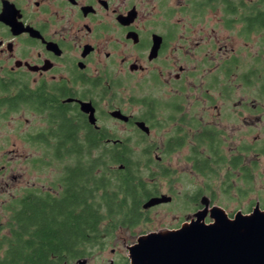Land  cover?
<instances>
[{
  "label": "flooded vegetation",
  "instance_id": "obj_1",
  "mask_svg": "<svg viewBox=\"0 0 264 264\" xmlns=\"http://www.w3.org/2000/svg\"><path fill=\"white\" fill-rule=\"evenodd\" d=\"M261 12L264 14V0H0V162L7 155L20 152L15 149L14 123L24 125L23 150L28 156H38L34 166L39 170L45 155L73 153V138L83 141L94 136L110 145L130 139H120L108 126L111 123L132 129L138 139L137 148L146 147L152 156L159 150L147 142L152 131L171 125L161 152L170 155L188 146L187 163L193 173L205 180L204 194L208 196L202 197L208 198L209 207L214 206L213 188L217 184L233 189L237 181H242L241 173L231 166L237 155L227 157L224 150L223 140L232 138L225 125L206 121L207 108L220 114L223 103L225 119L238 118V109L234 112L226 106L237 90L231 79L237 75L238 61L233 52L223 59L209 57L214 49L218 53L223 50L216 37L198 47V43L190 46L189 29L239 28L238 36L245 41L255 34H245L243 28L257 22L254 19ZM191 63L195 65L190 69ZM253 75L249 69L240 76L242 83L238 85L242 88L247 82L246 87L258 90L259 96L251 99V104L240 100L233 107L241 106L240 116L257 115L259 121L264 115V91H260L262 84L254 87L250 83ZM189 78L196 82H189ZM146 87H163L167 96L142 93ZM189 87L200 90L198 119L185 109L184 96ZM240 91L248 95L243 89ZM81 103L90 104L92 111L84 112ZM124 104L128 105L126 110ZM115 112L126 119L114 117ZM182 112L185 113L174 122L175 113ZM91 115L95 124L89 122ZM79 122L87 131L77 129L73 134V125ZM62 123L69 124V129ZM138 124H143L148 133ZM62 136L70 138L63 146ZM206 138L218 141V149L227 159L222 166L225 173L212 181L194 171V167H204L205 159L210 160ZM177 142L181 143L179 147L175 146ZM167 146H173L169 153ZM241 150L247 154L246 161L239 154L242 163L251 172V149L245 146ZM195 152L198 159L191 158ZM152 159L155 163L141 167L153 172L161 169L162 159ZM9 179L6 162L0 167L3 193L9 187ZM154 180L149 182L156 185ZM60 191L61 187L58 195ZM30 193L58 196L27 191L5 207L8 217L19 199ZM201 198L190 217L202 209ZM162 205L166 204L158 206Z\"/></svg>",
  "mask_w": 264,
  "mask_h": 264
},
{
  "label": "trees",
  "instance_id": "obj_2",
  "mask_svg": "<svg viewBox=\"0 0 264 264\" xmlns=\"http://www.w3.org/2000/svg\"><path fill=\"white\" fill-rule=\"evenodd\" d=\"M255 18L257 22L243 28L245 34H264V14L261 12ZM261 70L264 74V68ZM261 78L263 81L264 75ZM261 84L263 87L264 83ZM262 87L260 91H264ZM62 125L69 129V124ZM86 128L79 122L73 125V134L77 129ZM68 141L69 137L62 136L61 146ZM217 142L205 139L210 160L205 159L204 167H194L197 174L210 181L218 176V170L223 169L227 160ZM180 145L177 142L175 146ZM135 147L136 143L133 147L127 140L110 145L88 136L83 141L73 138V153L52 155L58 161H72L71 166L64 168L61 191L58 196L30 193L19 199L10 210L6 224H0V264H74L104 250L119 228L138 226L144 218L143 202L155 197L158 191L157 186L149 182L155 178V173L141 167V164L155 163L150 151L146 147L141 150ZM171 148L173 146H167L166 152ZM253 149L264 154V143ZM193 157L198 159L197 152L191 155ZM231 166L241 173L242 183L251 188L252 176L240 155L232 158ZM160 176L169 178L164 171ZM221 190L227 195L231 187ZM238 192L244 196V190ZM116 264L129 263L122 260Z\"/></svg>",
  "mask_w": 264,
  "mask_h": 264
},
{
  "label": "rangeland",
  "instance_id": "obj_3",
  "mask_svg": "<svg viewBox=\"0 0 264 264\" xmlns=\"http://www.w3.org/2000/svg\"><path fill=\"white\" fill-rule=\"evenodd\" d=\"M184 30V29H181ZM239 28L233 30H227L222 27L216 28H190L189 29V40L190 46H194L198 43L200 44L208 43L212 37H216L219 40L218 46L222 47L221 53H218L214 49L210 56H215L216 58L229 57V53L233 52L234 56L237 58L238 65L234 79L231 85L237 87L235 94L230 103H226V106L232 107L234 112L238 109V118L229 120L225 119L224 110L222 109L223 103L220 105L218 114L213 108H207V119L206 121L222 122L225 125V131L231 139H225L224 147L227 157L238 156L239 154L243 157L244 161L245 152L241 150L245 146H249L251 150L248 152V158L252 159V170L250 174L252 175L251 188H248L242 183V181H237L234 187L229 191L227 195L222 193L220 186L217 184L214 187V201L213 204L223 208L226 213L231 217L236 211H241L246 214L251 211V208L255 206V202L258 201L260 208L264 209V155H258L254 152V147L261 146L264 143V115H260V120L256 119V116H251L249 114H243L240 116L239 110L241 106L233 107V105H239V101L249 100L248 104L253 101L251 99H257V94L255 88L246 87L248 84L243 83L242 88L240 85L242 82L239 80L240 76L245 74L249 69H252L256 75L252 78L250 83L254 87H259L262 81V70L264 68V34L252 35L249 40H243L238 36ZM232 50V51H231ZM195 65V63L189 64L190 69ZM260 70V71H257ZM199 78V77H198ZM259 78V80H257ZM238 80V81H237ZM257 80V81H256ZM189 82L195 83L192 78H189ZM229 84V79L225 81ZM224 82V83H225ZM198 83V82H197ZM222 83V84H224ZM241 89L247 92L241 93ZM148 92L153 95L166 97L165 88L163 87H146L142 93ZM200 90L197 87H189V90L185 92L184 99L185 109H189V114L192 112L196 118L200 115L201 108H199L198 100L201 99ZM261 100V99H259ZM252 101V102H251ZM255 104V101H254ZM127 104L123 105L126 110ZM185 113V112H184ZM183 112L174 115V122L178 121V118L182 117ZM223 113V114H222ZM216 118H214V116ZM247 115V116H246ZM187 116V115H186ZM205 117V118H206ZM198 119V118H197ZM111 130H114L119 135L120 139L123 137H130L128 142L134 147L135 142L138 141L134 135L132 129H126L120 125H114L113 123L108 124ZM24 125L14 123V143L15 149L20 150L7 155L4 162H0V167L2 164L7 162V170L10 171L9 187L6 192L0 191V224L5 225L9 212L6 211L5 207L8 206L13 200L18 199L27 191H45L52 195H58L60 190V181L63 176L64 168L71 166V162L68 159L63 161H58L51 154L44 156L43 166L37 168L34 166V161L38 159L37 155H29L23 147L26 143L22 138L24 133ZM172 131L171 125H166L165 128L152 131L151 137L148 139V143H153L159 150L155 151L152 157H160L161 169L153 172L155 173V180L159 195H167L173 197V201L169 204L158 206L157 208H152L148 211H144V218L139 223L138 226L132 229L119 228L117 232L113 235L111 239L107 242L105 249L100 252L96 251V254L91 258H88L87 264H108L110 260L114 261V264L121 262L122 260L128 261L126 246H130L136 242V239L149 232L161 231L165 229H175L181 225L183 221L186 220L195 209L196 203L203 196H208L205 193L204 179L193 173L189 164L187 163L188 146L174 152L170 155H163L161 148L167 135ZM136 150L138 148L135 147ZM245 150V149H244ZM2 154L0 150V155ZM244 154V155H243ZM231 155V156H232ZM37 164V163H35ZM222 170V169H221ZM167 172L168 177H161L160 173ZM225 168L220 171L219 177L225 172ZM14 179H13V177ZM208 182V181H206ZM239 189L246 192V197H241ZM190 217V216H189ZM129 263V261H128Z\"/></svg>",
  "mask_w": 264,
  "mask_h": 264
},
{
  "label": "water",
  "instance_id": "obj_4",
  "mask_svg": "<svg viewBox=\"0 0 264 264\" xmlns=\"http://www.w3.org/2000/svg\"><path fill=\"white\" fill-rule=\"evenodd\" d=\"M81 109L88 112L91 106L81 103ZM112 115L126 119L118 112ZM89 122L95 124L93 115ZM138 126L148 133L143 124ZM171 200L167 195L152 197L142 209ZM200 204L202 209L178 228L143 234L126 246L129 264H264V209L259 203L249 213L236 211L231 217L219 206L209 207L206 197L201 198ZM87 262L83 258L74 264ZM108 264H114L113 260Z\"/></svg>",
  "mask_w": 264,
  "mask_h": 264
}]
</instances>
